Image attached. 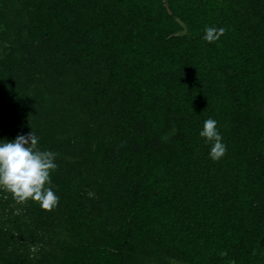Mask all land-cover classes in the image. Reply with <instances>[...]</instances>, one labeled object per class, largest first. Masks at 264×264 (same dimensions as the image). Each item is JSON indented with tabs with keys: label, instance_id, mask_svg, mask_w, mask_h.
<instances>
[{
	"label": "trees",
	"instance_id": "16d2710c",
	"mask_svg": "<svg viewBox=\"0 0 264 264\" xmlns=\"http://www.w3.org/2000/svg\"><path fill=\"white\" fill-rule=\"evenodd\" d=\"M30 131L59 204L0 190V264H264V0H0V138Z\"/></svg>",
	"mask_w": 264,
	"mask_h": 264
},
{
	"label": "clouds",
	"instance_id": "9594fccd",
	"mask_svg": "<svg viewBox=\"0 0 264 264\" xmlns=\"http://www.w3.org/2000/svg\"><path fill=\"white\" fill-rule=\"evenodd\" d=\"M224 32L222 27L209 26L202 39L215 43ZM217 124L215 119L208 118L198 132L209 145L208 156L213 161H219L227 151ZM56 157L54 151L39 147V139L32 131L12 139L0 138V190L10 193L17 203L30 199L46 211L55 209L59 196L53 190L51 177L58 168Z\"/></svg>",
	"mask_w": 264,
	"mask_h": 264
}]
</instances>
